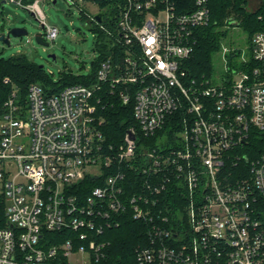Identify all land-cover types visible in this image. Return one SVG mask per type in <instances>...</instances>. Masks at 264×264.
<instances>
[{"label": "built area", "instance_id": "2783aa9c", "mask_svg": "<svg viewBox=\"0 0 264 264\" xmlns=\"http://www.w3.org/2000/svg\"><path fill=\"white\" fill-rule=\"evenodd\" d=\"M41 1L58 2L3 0L30 11L44 29L43 40L55 42L59 29L47 24ZM64 1L81 11L89 28L94 23L115 37L118 49L101 64L94 85L49 94L34 84L25 111L12 99L6 103L0 205L8 227H0V264H51L60 252L68 260L87 257L86 264L105 257L106 243L98 237L113 225L114 214L128 210L129 175L120 167L132 160L138 174L159 179L151 191L175 181L187 197L182 214L152 215L160 221L155 218L150 245L138 249L137 264H264V144L262 153L241 152L252 129L264 134V31L253 37L249 72L233 70L222 83L188 81L184 61L193 52L194 30L210 22L208 0ZM114 18L110 31L105 24ZM92 32L97 38L99 32ZM105 85L125 104L134 95L146 136L184 108L176 147L139 150L130 131L135 139L128 133L108 154L96 118ZM105 168L114 171L101 185L84 197L76 193ZM144 200L131 198L136 219L146 216L138 203ZM65 229L74 236L44 246V230Z\"/></svg>", "mask_w": 264, "mask_h": 264}, {"label": "trees", "instance_id": "16d2710c", "mask_svg": "<svg viewBox=\"0 0 264 264\" xmlns=\"http://www.w3.org/2000/svg\"><path fill=\"white\" fill-rule=\"evenodd\" d=\"M249 0H208L210 12V22L206 26L198 27L194 30L192 37L193 52L184 61V69L187 72L186 80H211L214 83L215 56L222 51L224 39L227 36V27H241L247 35L250 48L253 37L264 31V0L255 11L248 9ZM4 2L0 0V15L3 13ZM101 3V7H104ZM112 16L117 14L112 11ZM115 19L107 22L105 26L110 31L115 30ZM232 21L236 22L232 25ZM91 31L99 32L95 38V52L98 58L92 64V71L89 74H74L72 71L62 72L59 79L55 81L52 76L45 72L44 68L29 61L25 56H18L10 59L0 57V120L7 111L6 103L12 99L23 111L28 108L29 90L34 84L45 89L49 94L58 93L71 85L91 86L97 82V74L101 64L110 56V53L118 49L115 37L108 34L107 30H100L92 23ZM229 61L234 64V59L241 57L240 48H230ZM237 65V64H236ZM229 67V72L237 70L234 65ZM254 63L252 56L250 61L243 62L240 70L249 72ZM227 77H231V75ZM99 103H97L96 118L99 121V130L102 134V142L108 154L117 150L124 142L130 131H135L139 150L153 148L176 147L178 134L182 128V118L185 113L184 108L179 109L171 115L164 126L153 135L146 136L141 130L135 117V97L132 94L129 103L125 104L119 92L111 91L109 85H105L98 92ZM248 144L241 150L243 154L262 153L264 144V134L257 129L250 132ZM128 173L129 177L124 184L126 187L128 210L125 213L114 214L113 225L105 228L98 240L106 243L103 250L105 257L89 264H137V251L141 247L150 245V230L155 218L162 215L182 214V210L187 205V197L184 189H178L175 181L167 184L160 193L151 191L149 185L155 188L158 180L152 173L138 174L136 161L132 160L128 164L120 167ZM114 169H104L101 178L89 177L83 182L85 189L79 193L82 197L102 184L105 176L110 175ZM234 172V171H233ZM135 195L143 196L144 201L138 203L143 208L146 216L136 219L133 213L131 198ZM126 198V197H125ZM148 201V202H146ZM152 215L153 217L151 220ZM161 218V217H160ZM159 218V219H160ZM160 221L158 218H156ZM0 227H8L7 221L3 219V205H0ZM74 236V232L68 229L61 231L44 230L42 240L44 246L61 245ZM51 264H70L69 260L60 252L52 260Z\"/></svg>", "mask_w": 264, "mask_h": 264}, {"label": "rangeland", "instance_id": "374dc122", "mask_svg": "<svg viewBox=\"0 0 264 264\" xmlns=\"http://www.w3.org/2000/svg\"><path fill=\"white\" fill-rule=\"evenodd\" d=\"M262 4V0H249L248 9L255 11ZM41 7L46 15L48 25L56 26L59 35L55 42H48L49 46H43L36 40L37 34L44 32L39 20L28 10L11 3H4L0 15V34H7L11 29L23 28L28 35L23 37H11L10 45L0 41V57L10 59L25 56L30 62L44 68L52 78L57 81L62 72L72 71L74 74H89L92 64L98 58L95 52V36L83 20V15L77 7H70L64 0H58L56 4L41 1ZM96 12L97 8H91ZM232 25L236 22L232 21ZM222 51L215 56L214 81L222 83L227 77L229 67L234 65L241 71L240 65L250 61L251 48L247 35L241 27H227ZM230 48H240L241 57L234 59V64L229 61ZM55 55L56 59L49 56ZM237 64V65H236ZM231 75V74H230ZM235 80L241 78L236 75ZM87 257L73 254L69 257L70 264H86Z\"/></svg>", "mask_w": 264, "mask_h": 264}, {"label": "water", "instance_id": "95a60500", "mask_svg": "<svg viewBox=\"0 0 264 264\" xmlns=\"http://www.w3.org/2000/svg\"><path fill=\"white\" fill-rule=\"evenodd\" d=\"M102 17H103V13H100L98 15H96V20L98 22H101L102 21ZM28 35V31L26 29H23V28H16V29H11L7 34H2L0 36V41L4 42L5 44L7 45H10V38L11 37H23V36H26ZM36 40L39 44L43 45V46H49L50 44L45 42L42 38V34H37L36 36ZM50 58L52 59H56V56L55 55H50L49 56ZM129 138L131 140H134L135 139V134L133 132H129Z\"/></svg>", "mask_w": 264, "mask_h": 264}]
</instances>
